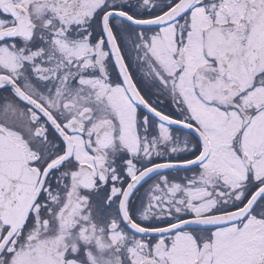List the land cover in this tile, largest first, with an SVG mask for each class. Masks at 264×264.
<instances>
[{"label":"snow or ice","instance_id":"6c2138e0","mask_svg":"<svg viewBox=\"0 0 264 264\" xmlns=\"http://www.w3.org/2000/svg\"><path fill=\"white\" fill-rule=\"evenodd\" d=\"M0 264H264V0H0Z\"/></svg>","mask_w":264,"mask_h":264}]
</instances>
